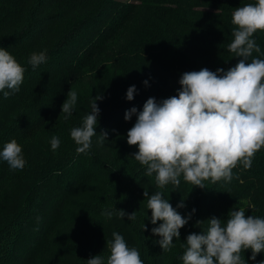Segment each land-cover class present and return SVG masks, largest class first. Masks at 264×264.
I'll use <instances>...</instances> for the list:
<instances>
[{
	"label": "trees",
	"instance_id": "trees-1",
	"mask_svg": "<svg viewBox=\"0 0 264 264\" xmlns=\"http://www.w3.org/2000/svg\"><path fill=\"white\" fill-rule=\"evenodd\" d=\"M255 2L0 0V47L25 69L19 91L7 99L0 92V152L15 139L26 161L22 170L11 169L0 158V264H87L95 255L107 264L113 232L139 251L144 264H183L187 236L206 231L210 218L226 224L229 211L241 208L246 216L264 218V148L250 168L238 164L229 183L205 181L200 188L181 176L178 189H159L155 174L146 176V166L132 156L138 148L127 143L137 117L124 119L148 98L159 103L177 95L185 72L235 66L239 58L227 50L236 28L232 13ZM253 39L261 52L248 62L264 59V32ZM41 51L47 60L33 69L28 59ZM71 89L77 101L64 119L62 104ZM97 96V136L87 154H78L70 130L82 125ZM102 132L107 140L101 143ZM53 136L60 140L55 151ZM145 188L149 196L162 192L182 216L196 210L170 251L151 232L161 222L151 223ZM181 202L185 207L177 208ZM116 209L135 211L136 219L102 215ZM242 255L246 264L264 261V251L255 260L250 249Z\"/></svg>",
	"mask_w": 264,
	"mask_h": 264
},
{
	"label": "clouds",
	"instance_id": "clouds-1",
	"mask_svg": "<svg viewBox=\"0 0 264 264\" xmlns=\"http://www.w3.org/2000/svg\"><path fill=\"white\" fill-rule=\"evenodd\" d=\"M231 22L236 28L227 50L239 58L235 66L227 71L223 68L210 71L205 67L185 72L179 79L181 87L177 95L159 103L155 98H148L141 111L133 107L125 112V121L134 114L137 117L127 132L128 145L138 148L132 156L146 166V176L155 174L159 189L169 184L178 189L181 176L185 182L200 188L206 187L205 181L229 183L233 169L238 164L250 168L255 153L264 148V59L254 58L248 62L253 52H261L253 36L257 31L264 32V0L236 8ZM46 60V52L41 51L32 53L28 63L35 69ZM24 72V67L9 51L0 47V92L5 99L19 91ZM135 93V86H130L126 99L132 101ZM101 98L97 96L90 101L91 111L83 117L82 125L70 130L71 138L78 145V154H87L92 138L97 136L95 126L100 109L96 100ZM76 101L77 93L71 89L62 104L64 119L72 115ZM98 138L101 143L107 140V132H102ZM59 144V138L53 136L51 149L55 151ZM0 158L11 169L22 170L26 163L22 147L15 139L4 145ZM143 195L151 210V223L161 222L151 229L153 236L160 237L155 242L162 250L170 251L173 238H180V229L196 210L192 209L185 217L162 192L149 196L145 188ZM183 207V202L177 205V208ZM102 215L109 219L113 215L119 219L125 216L128 220L136 219L135 211L128 214L122 209L105 211ZM227 215L226 224L212 217L207 220L206 231L187 236L183 264H246L242 255L245 250H251L252 260L264 251V218L246 216L243 208L231 210ZM202 222L197 221V226ZM142 230H147L145 224ZM112 237L107 241L110 250L107 264H144L139 251L129 247L123 235L113 232ZM87 264H104V259L95 255Z\"/></svg>",
	"mask_w": 264,
	"mask_h": 264
}]
</instances>
